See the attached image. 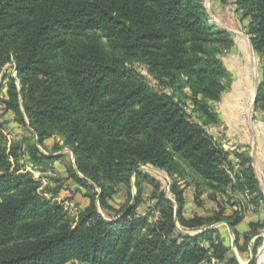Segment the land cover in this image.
<instances>
[{
    "label": "trees",
    "instance_id": "1",
    "mask_svg": "<svg viewBox=\"0 0 264 264\" xmlns=\"http://www.w3.org/2000/svg\"><path fill=\"white\" fill-rule=\"evenodd\" d=\"M229 1L264 58V0H220ZM233 45L204 0H0V73L17 66L4 73L0 107L31 129L8 146L0 122V264H241L213 226L229 222L244 251L236 230L244 210L228 215L227 205L236 206L234 195H264L251 156L235 153L234 164L207 130L219 121L211 102L232 79L222 56ZM255 109L264 110V68ZM54 136L62 143L46 154L37 139L44 147ZM65 148L75 154L69 176L90 200L76 217L21 162L45 170ZM140 164L168 174L173 201L161 179L134 173ZM180 182L194 187L198 206L207 193L217 209L186 217ZM144 184L156 221L136 213ZM120 186L130 202L117 210L108 200ZM178 226L198 233L185 236ZM262 229L264 221L251 223L243 245Z\"/></svg>",
    "mask_w": 264,
    "mask_h": 264
},
{
    "label": "crops",
    "instance_id": "2",
    "mask_svg": "<svg viewBox=\"0 0 264 264\" xmlns=\"http://www.w3.org/2000/svg\"><path fill=\"white\" fill-rule=\"evenodd\" d=\"M221 4L218 1L217 7L220 13L223 11L220 7ZM234 7L236 11V5ZM223 20L226 27H220L229 31L234 40L231 50L222 56L232 79L229 86L223 91L220 101L211 102L219 121L217 124L209 125L207 130L225 150L230 151V160L234 164L237 163L235 153H248L251 156L255 175L264 195V110H258L247 123L242 121L244 115H249L252 110H256L253 102L257 87L263 79L264 58L253 48L251 37L247 33L248 19L240 20L239 15L231 13L227 17L223 16ZM189 190H191V187L186 188L184 193L186 194ZM189 192L191 193V191ZM251 198L250 195H234L231 202L237 203L236 206L227 205L226 208V214L228 215L232 214L237 208L244 210L245 217L236 228L240 235L239 243L242 247L244 243L243 235L250 231V224L264 221V201L258 199L256 202H251ZM219 199H222V197L219 196ZM209 203L214 210L217 209L216 202L210 200ZM199 210L200 207L197 210L198 215L204 216ZM228 233L231 237L232 234L229 228ZM254 235L251 236L248 250L245 249L239 252L238 258L242 264H246L250 259L251 255L248 253L251 241L257 239H253ZM224 242L226 243L225 240ZM263 248L264 241L258 255H260ZM263 262L264 260L258 262L257 256V264Z\"/></svg>",
    "mask_w": 264,
    "mask_h": 264
},
{
    "label": "rangeland",
    "instance_id": "3",
    "mask_svg": "<svg viewBox=\"0 0 264 264\" xmlns=\"http://www.w3.org/2000/svg\"><path fill=\"white\" fill-rule=\"evenodd\" d=\"M218 1L220 0H204V6L210 16V19L213 23L226 27L225 22L223 20V16L227 17L231 13L237 14L240 16V20H242V12L235 11V4L233 1H229L226 4H221L220 7H222L223 11L220 13L218 10ZM217 3V5H216ZM218 11V12H216ZM134 68L138 70L141 74L145 75L151 82L152 85L156 87L155 82L151 79V77L148 75L147 70L145 66L140 64H135ZM264 68V66H263ZM15 62H11L7 64L2 72L0 73V80L2 77V74L4 73H12L15 75ZM4 75V74H3ZM3 82V78H2ZM6 82V81H5ZM4 107H0V122L4 121L5 123V136L7 138V145L10 146L12 141H19L22 140L25 137L30 136L31 129L28 126H25L21 124L20 122H17L13 113L4 112ZM57 142H61L60 138L57 136H54L48 140L45 141L44 147L40 146V149L45 152L46 154H52L54 151V145ZM56 154H62L61 160L56 161L53 163L54 165L49 166L48 169L42 170V169H35L33 166L27 164V161L23 158L21 161L23 164H25L27 171H31V169L34 171L35 178L41 180L44 184V186H47L49 189H53L58 191L56 197V200L62 203L68 211L71 213V216L76 217L78 212L85 208L89 203V198L85 197L86 190L78 187L73 180H71L68 172V168L74 163L71 150L69 148H65L61 152H58ZM140 170L146 171L148 173H151L152 175L158 177L161 179L165 185V187L168 190V184L171 181V178L168 176V174L163 170H158L156 168H150V167H142ZM134 179V178H133ZM181 187L184 188V190L188 187H191V193L188 191L185 195L186 199V207L184 210V214L186 217H193L195 215H198V207H200L199 212H201L204 216H207L211 214L214 210L213 207L210 206V199L207 196V193L203 196V206H198L194 200V187L193 186H185L186 183L180 182ZM99 191V189H97ZM136 188H132V193H136ZM152 194V188L148 184L143 185V202L137 207L136 213L139 215H149V218L151 221H156L159 217V213L155 210V200L151 198ZM48 196L52 197L53 193L48 192ZM110 205L115 207L117 210L122 209L127 203L130 202L129 200V194L127 189L124 186H120L118 188V191L116 194L113 195L112 198L109 200ZM133 204V202L131 203ZM98 209L100 213L108 220L113 219L116 215L114 212L103 210L100 205L98 204ZM215 228H217L222 236V238L226 241L227 245L230 247V254L239 256V250L237 247H233L232 243L235 239L234 235L230 237L228 233V226L225 222L218 223L214 225ZM183 229V228H181ZM191 234H196L198 231H192V230H186ZM264 230V229H262ZM262 238V244L264 241V238ZM255 244V241H251ZM262 247V245L258 248V250ZM244 249H247L248 247L243 245ZM249 255H251V252L249 250ZM259 256V255H258ZM206 264H213V263H206ZM215 264H220L218 261H216ZM264 264V262L262 263Z\"/></svg>",
    "mask_w": 264,
    "mask_h": 264
},
{
    "label": "water",
    "instance_id": "4",
    "mask_svg": "<svg viewBox=\"0 0 264 264\" xmlns=\"http://www.w3.org/2000/svg\"><path fill=\"white\" fill-rule=\"evenodd\" d=\"M15 72L17 71V66H15ZM4 73H5V70H4ZM3 73V74H4ZM2 74V77H1V80H0V84L2 83V78H3V75ZM258 89H259V87H257V92H256V96H257V93H258ZM255 100H256V97H255V99H254V102H253V105H254V107H255ZM37 145L40 147L41 145H40V141H39V139H37ZM71 154H72V158H73V162L75 163V154H74V152L73 151H71ZM142 167H152V168H156V167H154V166H152V165H150V164H146V165H143V164H140V165H138L136 168H135V170H134V173H136L138 170H140ZM156 169H158V168H156ZM158 170H160V169H158ZM161 171V170H160ZM172 186H173V183L170 181V186H169V189H168V193H169V198L172 200V198H171V194H172ZM135 199H136V195H135V197H134V201H135ZM173 201V200H172ZM175 220L176 221H178V210L176 209V211H175ZM226 224H227V226H228V228H229V230H230V232H231V234L232 235H234V231H233V229L231 228V226H230V224H229V222H225ZM213 227H215V226H213ZM178 230H179V232L181 233V234H183V235H185V236H192V235H196V234H191V233H189L188 231H184L183 229H181L179 226H178ZM263 234H264V230H260V231H258L254 236H253V239H256V238H259V237H263ZM232 245H233V247L235 248L236 247V243H235V239L233 240V243H232ZM250 252H251V256H250V259L248 260V262L246 263V264H257V256H258V252H259V250L258 249H256V247H255V244L254 243H252L251 242V244H250ZM236 258L238 259V261H239V258H238V256H236ZM240 262V261H239ZM241 263V262H240ZM242 264V263H241Z\"/></svg>",
    "mask_w": 264,
    "mask_h": 264
},
{
    "label": "built area",
    "instance_id": "5",
    "mask_svg": "<svg viewBox=\"0 0 264 264\" xmlns=\"http://www.w3.org/2000/svg\"><path fill=\"white\" fill-rule=\"evenodd\" d=\"M227 52H228V51H226L225 53H227ZM256 112H257L256 110H252V112H251L249 115H248V114L244 115L243 118H242V121H243L244 123H247L248 120H250V119L253 117V115L256 114ZM35 169H36V168H35ZM31 172L34 173V171H33L32 169H31ZM70 214H71V213H70ZM216 261H217V260L213 259V260H212V263L215 264Z\"/></svg>",
    "mask_w": 264,
    "mask_h": 264
},
{
    "label": "bare ground",
    "instance_id": "6",
    "mask_svg": "<svg viewBox=\"0 0 264 264\" xmlns=\"http://www.w3.org/2000/svg\"><path fill=\"white\" fill-rule=\"evenodd\" d=\"M262 260H264V248L261 251L260 255L258 256V262H261Z\"/></svg>",
    "mask_w": 264,
    "mask_h": 264
}]
</instances>
